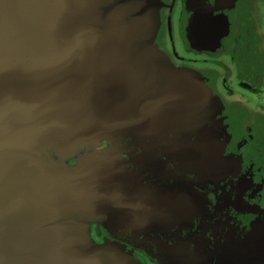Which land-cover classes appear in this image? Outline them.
Masks as SVG:
<instances>
[{"label":"flooded vegetation","instance_id":"af4514ba","mask_svg":"<svg viewBox=\"0 0 264 264\" xmlns=\"http://www.w3.org/2000/svg\"><path fill=\"white\" fill-rule=\"evenodd\" d=\"M0 1V264H12L13 252L22 264H264V0H233L232 11L222 1L225 10L215 14L204 9L216 0H179L181 7L177 0H165L164 8L152 12L160 18L154 42L132 39L138 18L147 13L145 0H110L105 7L103 2L100 14L98 0H92L98 7L77 4L83 20L74 29L71 22L76 19L64 22L63 16L73 18L75 1ZM193 14L225 17L229 28L217 45L190 46L186 36ZM111 20L121 32L113 34L109 45L107 91L111 82L121 81L122 73L112 72L121 71L122 63L138 69L142 77L134 91L133 86L121 88L126 96L120 110L131 116L122 132L115 133L101 127V119L107 118L95 101L92 75L102 29ZM31 22L37 24L34 34L27 30ZM49 24V34L67 38L60 52L44 49ZM173 30L184 40L185 50L201 55L178 51ZM122 41H129L134 51L128 45L119 54ZM221 42L219 52H212ZM193 61L204 74L197 76L199 82L203 79L214 90L220 83L231 101H223L224 108L214 113L216 106L202 113L191 95L182 101L183 118H175L170 109L168 122H158L151 117L158 112L142 100L151 95L150 65L156 77L181 82L169 72ZM221 61L225 64L216 67ZM26 79L46 92L44 103L41 94H26L30 81L21 87ZM251 94L257 97L255 105ZM142 133L152 142L135 147ZM100 156L116 166L95 170ZM136 158L143 160L144 169L129 181L122 171ZM207 167L212 168L209 174L218 173L216 178L203 179ZM78 190L89 196L83 205L87 211L74 206L80 202L75 199ZM107 193L114 201L105 198ZM24 196L30 203L22 199L16 208L25 209L13 211L15 198ZM8 212L11 219L41 214L44 241H55L56 253L31 257L34 248L26 244L35 236L27 233L16 241L9 235L12 221L3 223ZM133 215L144 220L136 222ZM146 217L151 223L144 226ZM75 223H81L77 230L72 228Z\"/></svg>","mask_w":264,"mask_h":264},{"label":"water","instance_id":"95a60500","mask_svg":"<svg viewBox=\"0 0 264 264\" xmlns=\"http://www.w3.org/2000/svg\"><path fill=\"white\" fill-rule=\"evenodd\" d=\"M72 1H75L72 5V7L75 8V9H73L74 12H77L75 5L81 4V6H83V5L85 6V3L87 5H89L92 2V0H72ZM109 1L110 0H106V1L98 0V4H101L100 7L98 8L99 14H100L101 8H103V2H105L104 3V7H105L106 5L110 4ZM93 5H94V7H98L94 3H93ZM38 9L41 10L39 7H38ZM42 10H44V9H42ZM76 14L80 18L78 20L76 19L74 22H71L73 29L76 27V25L78 23H80L83 20L82 11H79ZM61 15H62V13H61ZM64 18L67 20L69 18V16L64 17ZM109 23L110 24L107 26V28L103 27V29H102V33L100 36V42L98 45V50L96 52L95 67H94V71H93L92 75H93V82H94L93 91L95 92V97H96L95 101H97V105L100 108H102L103 110L105 109V115L107 118V120H106L102 117L103 119H101V121H100L101 127H103L104 130L106 129V132H108V133H115L117 129H118V131H121L124 129V127H126L131 115L126 116V115H124V113L118 112V110H117L118 104L116 103L115 99L113 97H111V94L106 89L105 63H106V59L108 56L109 45H110V42H112L113 34L114 33L120 34V32H121V30L119 28L118 29L116 28V26H115V24H113L112 20L109 21ZM52 25L53 24H49V25L45 26V32H44L43 38H44L45 43L50 48H57L58 52H60V43L64 44V40L67 41V38L59 32L49 34L48 30H49V27ZM26 26H28L27 30H31V33L34 34V31L37 28V24L34 22H31V23H29V25H26ZM228 28L229 27H228L227 20L225 19V17L223 15H217V16L205 15V16H202L199 14H196V15L193 14L190 28H188V31H187V36H186L187 42L190 44L191 47L194 46V47H210L211 48V47H213L219 43L221 36L227 33ZM22 33L26 36H30L29 32H22ZM115 41H116V39H114V42ZM117 41H119V40H117ZM128 45H129V49L131 51L132 50L134 51V48L132 47V45L130 44L129 41H127V45L123 42V45L121 46L122 50L124 49V52H125L126 47ZM45 47H47V46H45ZM135 52L139 56H141V54H139L137 51H135ZM36 55H38V54L36 53ZM158 74L161 75L160 70H159ZM149 75L151 78V82L149 83L148 91H151L150 92L151 95L146 97V99H144V98L143 99L141 98V99L146 100V102L148 101L150 106L155 111L158 112L155 115H152L151 117L156 118L158 120V122L167 123L168 117H169L168 111L170 112V109H172V111L175 112L174 114H176L175 115L176 117L174 116L175 118H183L182 111L180 109V107L182 105V101L185 98H189L191 95L193 96V94H194V88L193 87L194 86L191 83H188L185 81H181V82L180 81H172V80H167L165 78L156 77L155 72L153 70V67L151 65L149 67ZM24 81L25 82H24V84L21 85V87L23 85L27 84V82H29L30 80L28 81V79H26ZM179 88H182V90L184 92L181 93ZM166 89H169V91L167 92ZM21 90H23V88ZM24 90H27L26 94H29V95L41 94L43 97V103H44V97H45L46 92L37 88L34 85L33 81H30V84ZM142 100L140 101V104L142 103ZM136 114H137L138 118H141L143 120L142 112L138 111ZM35 117H37V115ZM155 130L158 131V128H155ZM122 134H125V133L123 132ZM179 146H182V145H179ZM117 155H119V153ZM95 163H97V164H95ZM95 163H94L95 167H96L95 170H97V171H100V169H102V168H104V170H106L107 165L109 168H112V166L114 164L116 166V163L114 161H112L111 158H109V157H106V159L103 160V158H101V156H100L96 159ZM121 169H122V167H121ZM112 170L113 169H111V172H113ZM122 172H124V169ZM111 174H113V173H111ZM145 188H148V186H145ZM158 190H161V189H159V187H158ZM78 192H79V195L75 199L77 201L80 200V202L78 205H74V206L78 210L87 211V209H85L86 206H84L85 207L84 208L83 205L85 202V196H87V198L89 196L87 195V193H85V191H79L78 190ZM110 192H111V190H110ZM105 198L109 201H110V199L114 201V196L112 194L109 195L107 193L105 195ZM121 201L122 200L119 199L120 203H121ZM126 205L127 206L125 207V209L128 210L129 209L128 204H126ZM16 207H20V205H16L15 203H13V206L10 205V208L13 211H17V210H14V209H18ZM2 209L6 210V208H2ZM11 209H10V211H11ZM20 209H25V208H20ZM9 212H8V218L9 219H6V217H5L6 215L3 216L4 225L6 223V225L8 226V225H10V223L12 221L11 226H8V228H7L9 235H11L13 238H15L16 241H18V240L23 241V238H24L23 236L27 235V233H29V236H31V235L35 236L34 241L28 242V245L26 244V246H28V247L30 246L31 248H34V253H31V257H38L40 252H42V253L43 252L44 253L49 252L50 254H53V255L56 253V252H54L55 251V249H54L55 241L50 240L49 243L52 241L50 245L47 241H44V235L41 233V231H43V228L45 226V221H43L44 219L42 217H40L41 214L20 215V216H14V218L11 219ZM125 216H130V212H127L125 214ZM134 219L136 220V222L140 219L144 220V218H136L135 216H134ZM7 220H8V222H7ZM18 222L24 223V225H20V223L17 224ZM147 223H151V220L149 219V217H146L145 222H144V226H147ZM79 224H81V223H77L76 225H79ZM152 227H153V230L151 232L156 234L157 232H156V230H154V229H156L155 225H152ZM13 254H14V259L12 261V264H22V258L17 256L16 252H13ZM27 255H28V258H31L29 256V254H27Z\"/></svg>","mask_w":264,"mask_h":264},{"label":"crops","instance_id":"0c3cea01","mask_svg":"<svg viewBox=\"0 0 264 264\" xmlns=\"http://www.w3.org/2000/svg\"><path fill=\"white\" fill-rule=\"evenodd\" d=\"M222 1L223 2H227V4L229 5L228 8L233 6V0H216L213 3H208L209 4V7L206 6L205 9H204V11H206L208 14H215L217 12H220L222 10H225V8H223V5L222 6L219 5ZM145 2L146 3L143 6V10H144L143 12H147V13L141 15L138 18V20H137L138 26L134 30L136 32V36L132 38L134 42L138 41L137 38H139L140 41L147 40L149 42H154L155 41V36H156L157 31L159 29L160 18L157 15L153 14L152 12L154 10H156L157 7L160 8V6H163V4H165V0H145ZM206 2H207V0H206ZM182 4H183V2L177 0V7H181ZM76 8H78V7H76ZM163 8H164V6H163ZM70 15L71 14L68 15L69 16V18H68L69 21H72L73 19H78L76 12H74L73 18ZM65 20L66 19L63 17V21L64 22H65ZM175 21L177 22L178 20L175 19ZM179 23H180V21H179ZM173 35H174L173 43H174V45H175V47H176V49L178 51L179 50H182L183 52L187 53L189 55V57H198L199 55H201L200 52L197 54V52L195 53L192 50H188V51L185 50L184 42H183L184 40H182V38H180V37L178 38V36L176 35L175 30H173ZM221 45H222V42H221V44L218 47L212 48L213 49L212 52H215V53L219 52L218 49H221V47H222ZM45 46L48 47V48L47 47L44 48L46 51H48V50L51 51L50 50V47L46 43H45ZM60 51H62L61 46H60ZM118 51H119V54H120L121 53L120 52L121 51V47L118 49ZM157 51L158 50H156V52ZM187 54H185V55H187ZM165 58H166L167 61H170L167 56H165ZM195 63H196L195 61L190 62V63H188V66H186V64H185V67H182L181 65H179L181 67H178L177 70L179 72H181V73H184V74H179L176 77L180 78L181 80H183L185 82H189V81H187L188 79H186V75L192 77L195 80V82L198 84V85H196L195 83L192 82L193 84H195V88H196L194 90V94H193V100L195 99V105H196V107H199L200 110H202V113H203V110L209 109L211 107H215L216 106L217 108L214 109V110H212V113H214L218 109L220 110L221 108H219L218 105H212V106H208V105L207 106H204V105H202L201 104V100L204 98L203 93L206 92L207 94L210 93L211 96L212 95L217 96V98L219 99V103L222 104V105H224L223 104V101H224V103L226 102L227 104L229 103L228 101H231L229 99V94L230 93L228 91L226 92L225 90L221 91V89H219L218 86H217L218 89L215 88V90L213 88H210L209 85L203 79H201L203 82L200 83L199 80H198V77L199 76L195 74V73H199L200 71H199V69H196ZM199 63L206 64V65H209L210 64L209 62H202V61H200ZM228 83L230 84V82H228ZM204 87L207 90H205ZM215 91L218 92L220 95L217 94ZM204 101L207 102L208 100L207 99H204ZM89 129L91 131V127H89ZM140 135H137V137L139 138V141H137L135 147L136 146L145 147L146 145L151 144L152 139H151L150 136H148L147 133H142V136H140ZM139 151H141V150H139ZM136 154L138 155L139 153H135V155ZM195 164L197 166H199V163L196 160H195ZM133 165H134V167H133ZM133 165H132V167L129 170H126L125 167L123 168L124 169V174L125 175H128L129 174L128 175L129 176V181L131 180V176L132 177L139 178L141 176V174H142V173H140L141 169L142 168L144 169L143 160L141 161L140 159H137L136 158V162L133 163ZM208 165H209V167L211 166V164H208ZM201 168H202V165H201ZM227 168L228 167L226 166L219 173L220 175L222 174L221 177L226 172ZM210 170H212V168L210 169V168L207 167V168L202 169V171L204 172V174L202 175L203 179L204 178H207V179H209V178H212V179L216 178V176L218 175V173L209 174L208 171H210ZM129 185H130V182H129ZM25 197L26 196L15 198L14 203L15 204H23L24 202L21 201L22 199H24L25 202L30 203L29 202V198H25ZM36 201L39 202V199H36ZM106 208H108V207H106ZM19 210H22V209H19ZM72 228H74V229L77 230V225H72ZM105 248L106 247H104V249Z\"/></svg>","mask_w":264,"mask_h":264},{"label":"bare ground","instance_id":"6f19581e","mask_svg":"<svg viewBox=\"0 0 264 264\" xmlns=\"http://www.w3.org/2000/svg\"><path fill=\"white\" fill-rule=\"evenodd\" d=\"M118 72L122 73L120 75L121 81L114 80L113 82H111V85H113V86L110 87V94H111V97H119L118 99H115L116 103L118 104V108H117L118 112L124 113V115H126V116H130L131 112L129 114V112H124V111L120 110L121 104H119V103H122V100H123L122 97L126 96V94H123L121 92V88L124 86L126 88V89L124 88L125 91H127V86H133V91H134L135 89H137L139 87L138 84L142 83V80H141L142 77L140 76V72L138 71V69L134 68L133 66L128 67V66L124 65L123 63H122L121 71L116 70V71H113L112 74L113 75L118 74ZM124 83H126V84H124ZM130 96H131V94H130ZM127 104L131 105V102H127ZM128 111H129V109H128Z\"/></svg>","mask_w":264,"mask_h":264},{"label":"rangeland","instance_id":"374dc122","mask_svg":"<svg viewBox=\"0 0 264 264\" xmlns=\"http://www.w3.org/2000/svg\"><path fill=\"white\" fill-rule=\"evenodd\" d=\"M229 11H232L233 10V7H231L230 9H228ZM225 56H226V54H225ZM225 56H223V57H225ZM226 57H228V56H226ZM221 63V64H220ZM218 65H216V67H221L222 65H223V63L225 64V61H221ZM169 74L170 75H172L173 77H176L177 75H179V74H184V73H181V72H179L177 69H171V71L169 72ZM196 75H198L199 77H202L204 74L203 73H195ZM186 75V74H185ZM233 71L231 72V82H232V84H233ZM186 79H188L187 81H189V83H191L194 87H195V84L196 85H198L196 82H195V80L192 78V77H190V76H188V75H186ZM195 83V84H193V83ZM236 81H234V83H235ZM218 88L219 89H221V91H223V87L221 86V84L220 83H218ZM250 93V92H249ZM207 93L206 92H204L203 93V96H204V98L201 100V104L202 105H204V106H212V105H218V107H220L221 109H223L224 108V106L222 105V104H220L219 103V99L217 98V96H215V95H212L211 96V94L210 93H208L207 95H206ZM230 96V95H229ZM231 97V96H230ZM227 98V97H226ZM233 98V97H232ZM245 98H246V95H245ZM204 99H207L208 101L207 102H205L204 101ZM251 99H252V103L255 105V103L257 102V97L256 96H254L253 94H251ZM245 101L246 100H244L243 101V103H245ZM248 101V100H247ZM234 102H236V100H234ZM249 103V102H248ZM116 137H123V135L122 134H117L116 135ZM202 142H203V140H201ZM113 143H114V141H112ZM115 143H118V145H119V143H120V141H116ZM126 143V150H129L130 148H132V147H130V145H129V142L127 141V142H125ZM108 144L109 145H112V144H110L109 142H108ZM119 147V146H118ZM117 148V147H116ZM113 149H115V148H113ZM117 151H114V152H117V153H119V150L120 149H116ZM126 264H129V261H126Z\"/></svg>","mask_w":264,"mask_h":264}]
</instances>
